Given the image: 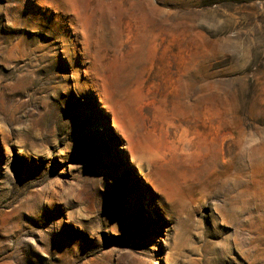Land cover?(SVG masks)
<instances>
[{
    "label": "rangeland",
    "instance_id": "374dc122",
    "mask_svg": "<svg viewBox=\"0 0 264 264\" xmlns=\"http://www.w3.org/2000/svg\"><path fill=\"white\" fill-rule=\"evenodd\" d=\"M0 264H264V0H0Z\"/></svg>",
    "mask_w": 264,
    "mask_h": 264
}]
</instances>
